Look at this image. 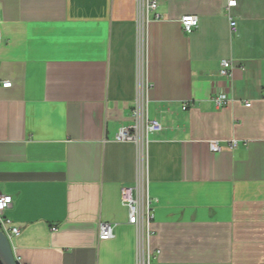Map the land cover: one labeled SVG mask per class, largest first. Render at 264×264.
Segmentation results:
<instances>
[{
	"label": "crops",
	"instance_id": "0c3cea01",
	"mask_svg": "<svg viewBox=\"0 0 264 264\" xmlns=\"http://www.w3.org/2000/svg\"><path fill=\"white\" fill-rule=\"evenodd\" d=\"M225 7L159 0L139 39L138 0H0V194L18 264H264V0H238L234 32ZM139 90L163 127L143 236L121 200L137 145L115 140Z\"/></svg>",
	"mask_w": 264,
	"mask_h": 264
},
{
	"label": "built area",
	"instance_id": "2783aa9c",
	"mask_svg": "<svg viewBox=\"0 0 264 264\" xmlns=\"http://www.w3.org/2000/svg\"><path fill=\"white\" fill-rule=\"evenodd\" d=\"M238 7V0H226V12L230 20V26L234 32L236 29V21L233 16V10ZM159 0H138V35L142 39L143 32L146 27L154 20H160L162 17L158 13ZM183 31L187 34L192 33L199 26V19L197 16L187 15L181 20ZM233 69V63L230 60H224L221 63L220 76L230 77ZM10 82L4 83L2 88H10ZM218 107L227 105L228 99L223 95H216L213 98ZM251 104L247 103L246 107ZM186 110V106L184 107ZM134 122L128 126L123 127L115 136L117 142H134L138 149V179L133 186L123 187L121 190V200L128 208V223L137 228L140 236H143L146 228H150L154 220V203L155 200L150 196L148 190V179L145 167V158L148 147V137L153 133H160L163 131L161 123L157 120H150L145 112V106L142 100V92L139 90V95L136 101V106L132 112ZM231 149L237 147V142L232 141ZM209 148L212 153H219L221 151L219 143L215 140L209 142ZM12 199L8 196L0 194V230H2L11 242L12 237L18 236L20 231L14 227H8L9 220L3 217L4 212L9 207ZM116 224H101L99 239L101 241L111 240L114 235V228ZM57 231L56 229H52ZM140 264H147L142 259Z\"/></svg>",
	"mask_w": 264,
	"mask_h": 264
},
{
	"label": "water",
	"instance_id": "95a60500",
	"mask_svg": "<svg viewBox=\"0 0 264 264\" xmlns=\"http://www.w3.org/2000/svg\"><path fill=\"white\" fill-rule=\"evenodd\" d=\"M0 262L1 264H18L14 256L12 244L2 230H0Z\"/></svg>",
	"mask_w": 264,
	"mask_h": 264
},
{
	"label": "trees",
	"instance_id": "16d2710c",
	"mask_svg": "<svg viewBox=\"0 0 264 264\" xmlns=\"http://www.w3.org/2000/svg\"><path fill=\"white\" fill-rule=\"evenodd\" d=\"M0 264H1V262H0Z\"/></svg>",
	"mask_w": 264,
	"mask_h": 264
}]
</instances>
